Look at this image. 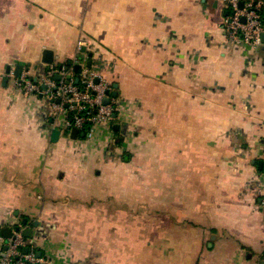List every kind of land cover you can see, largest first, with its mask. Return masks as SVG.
<instances>
[{
  "label": "crops",
  "instance_id": "crops-1",
  "mask_svg": "<svg viewBox=\"0 0 264 264\" xmlns=\"http://www.w3.org/2000/svg\"><path fill=\"white\" fill-rule=\"evenodd\" d=\"M225 15L221 0H0V232L31 230L50 264H264V43H228ZM79 41L117 112L110 132L52 143L51 108L14 72L41 78Z\"/></svg>",
  "mask_w": 264,
  "mask_h": 264
},
{
  "label": "built area",
  "instance_id": "built-area-1",
  "mask_svg": "<svg viewBox=\"0 0 264 264\" xmlns=\"http://www.w3.org/2000/svg\"><path fill=\"white\" fill-rule=\"evenodd\" d=\"M226 7V15L220 28L226 41L251 49L263 44L264 0H221ZM83 41L76 45V56L67 65L50 66L41 78H35L29 69H24L15 86L23 97L42 100L51 108L55 130L70 139L72 130L78 137L93 139L98 128L110 132L117 112L114 89L100 75L88 67ZM79 66L81 72L75 73ZM59 76L56 81L54 78ZM78 80L77 83L75 81ZM42 85L46 89H42ZM13 230V229H12ZM0 241H4L0 237ZM5 248L0 251V264H50L39 252L28 247L22 232L13 231V238L7 239ZM3 243V242H2ZM26 250V252H25Z\"/></svg>",
  "mask_w": 264,
  "mask_h": 264
},
{
  "label": "water",
  "instance_id": "water-1",
  "mask_svg": "<svg viewBox=\"0 0 264 264\" xmlns=\"http://www.w3.org/2000/svg\"><path fill=\"white\" fill-rule=\"evenodd\" d=\"M262 42L264 43V36H262ZM88 67L90 68V64H88ZM74 71H75V73L79 74L81 72V68L79 66H76L74 68ZM8 72L9 71H7V73ZM21 72H22V66H17L16 69H15V72H14V77L19 78L20 75H21ZM54 79L56 81H58L60 79V77L59 76H56ZM5 81H6V79H5ZM77 82H78V80L75 81V83H77ZM114 88H116V86ZM42 89L45 90L46 87L44 85H42ZM113 97L116 98V92L115 91L113 92ZM59 137H60V131L54 129L51 132V142L52 143L57 142V140L59 139ZM77 138H78V131L74 129V130H72V132L70 134V139L71 140H77ZM80 138L83 139L84 138V135L81 134L80 135ZM258 165H259V167L262 166V162H259ZM23 223H25V221ZM19 230H20L19 228H15L14 229V231L16 233L19 232ZM0 234H1V236L3 238H6V239H12L13 238V231L10 228H4V229H2L1 232H0ZM31 234H32L31 233V230H29V229H27L25 231H22V235L26 239H30ZM25 252H26V250H25ZM38 256L40 257L41 254L39 253Z\"/></svg>",
  "mask_w": 264,
  "mask_h": 264
},
{
  "label": "trees",
  "instance_id": "trees-1",
  "mask_svg": "<svg viewBox=\"0 0 264 264\" xmlns=\"http://www.w3.org/2000/svg\"><path fill=\"white\" fill-rule=\"evenodd\" d=\"M26 243H27V246H28V247H31L32 245H35L33 241H31V240H27V239H26ZM30 245H31V246H30Z\"/></svg>",
  "mask_w": 264,
  "mask_h": 264
}]
</instances>
